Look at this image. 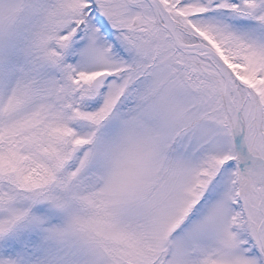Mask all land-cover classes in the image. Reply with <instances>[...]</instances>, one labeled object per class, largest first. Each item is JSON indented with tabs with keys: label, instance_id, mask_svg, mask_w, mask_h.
Segmentation results:
<instances>
[{
	"label": "rangeland",
	"instance_id": "374dc122",
	"mask_svg": "<svg viewBox=\"0 0 264 264\" xmlns=\"http://www.w3.org/2000/svg\"><path fill=\"white\" fill-rule=\"evenodd\" d=\"M160 1L233 71L264 160V0ZM161 22L148 0H0V264H264L227 79Z\"/></svg>",
	"mask_w": 264,
	"mask_h": 264
},
{
	"label": "water",
	"instance_id": "95a60500",
	"mask_svg": "<svg viewBox=\"0 0 264 264\" xmlns=\"http://www.w3.org/2000/svg\"><path fill=\"white\" fill-rule=\"evenodd\" d=\"M150 4L152 5L154 11L156 14L160 15L161 18L163 19V26L166 28L168 31L169 35L172 38V41L174 44L179 47L183 51H195V50H200L203 53L208 54L213 60L220 66V72L223 75L224 79H227V73H229L233 78H236L235 75L233 74L232 70L229 68L227 63L222 59V57L208 44L204 43L203 41L197 39L193 42L190 43H185L183 42L177 34V29L175 27L173 19L169 16L167 10L164 8L160 0H148ZM108 75L107 72H101L97 74L96 76L93 77L91 80V87L93 90H97L100 85L101 81ZM226 109L227 113L230 119V126H231V132L232 136L235 142V148L238 152L239 155H245V159L247 161H253L255 165L257 164H264V160L261 156L254 155L249 153L243 142H242V137L240 134V117H239V112H240V103L238 99V94L235 93V104L229 105L226 102ZM79 144L73 145L72 149L70 150L68 159H71L73 154L77 151L79 148ZM254 169H250V173L254 175L253 180L257 182V188L260 192V194L263 193V190L261 188V182L258 179V175L260 174L258 171L256 172ZM259 239V244L261 247V250L264 255V237L259 234L258 236Z\"/></svg>",
	"mask_w": 264,
	"mask_h": 264
},
{
	"label": "bare ground",
	"instance_id": "6f19581e",
	"mask_svg": "<svg viewBox=\"0 0 264 264\" xmlns=\"http://www.w3.org/2000/svg\"><path fill=\"white\" fill-rule=\"evenodd\" d=\"M199 53L205 55V58L209 59L211 61V63H213L217 68L219 67V65L209 55H206L205 53H203L201 51H199ZM227 75L229 77V78L227 77L228 78L227 79V91H226L227 92V103L229 105H232L235 102V99H234L235 95L230 91L231 86H233V80L230 78L231 76L229 73H227ZM240 161H241L242 165L245 167L247 165L251 166V168H253L255 166L253 164V162H249V163L246 162L245 155L240 156ZM257 167L259 168V173H260L258 175V179L260 180V182L262 184L263 192H264V164H259V165H257ZM261 207H262V209H264V196L262 197V200H261ZM259 229H260L261 235L264 237V219H263L262 223L260 224Z\"/></svg>",
	"mask_w": 264,
	"mask_h": 264
}]
</instances>
